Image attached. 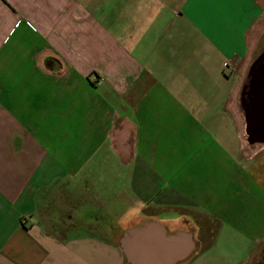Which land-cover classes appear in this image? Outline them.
I'll return each instance as SVG.
<instances>
[{"label": "crops", "instance_id": "1", "mask_svg": "<svg viewBox=\"0 0 264 264\" xmlns=\"http://www.w3.org/2000/svg\"><path fill=\"white\" fill-rule=\"evenodd\" d=\"M263 91L264 0H0V264H264Z\"/></svg>", "mask_w": 264, "mask_h": 264}, {"label": "built area", "instance_id": "2", "mask_svg": "<svg viewBox=\"0 0 264 264\" xmlns=\"http://www.w3.org/2000/svg\"><path fill=\"white\" fill-rule=\"evenodd\" d=\"M229 67H230V64H229L228 62H225V63H224V68L227 69V68H229Z\"/></svg>", "mask_w": 264, "mask_h": 264}, {"label": "water", "instance_id": "3", "mask_svg": "<svg viewBox=\"0 0 264 264\" xmlns=\"http://www.w3.org/2000/svg\"><path fill=\"white\" fill-rule=\"evenodd\" d=\"M264 92V91H263ZM264 97V96H263ZM264 99V98H263Z\"/></svg>", "mask_w": 264, "mask_h": 264}]
</instances>
